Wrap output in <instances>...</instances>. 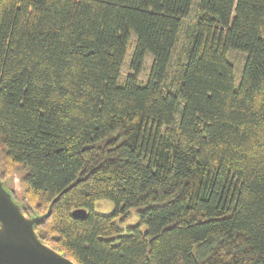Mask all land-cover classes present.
<instances>
[{"label": "trees", "instance_id": "obj_1", "mask_svg": "<svg viewBox=\"0 0 264 264\" xmlns=\"http://www.w3.org/2000/svg\"><path fill=\"white\" fill-rule=\"evenodd\" d=\"M0 179L77 264H264V0H0Z\"/></svg>", "mask_w": 264, "mask_h": 264}, {"label": "water", "instance_id": "obj_2", "mask_svg": "<svg viewBox=\"0 0 264 264\" xmlns=\"http://www.w3.org/2000/svg\"><path fill=\"white\" fill-rule=\"evenodd\" d=\"M55 197L45 213L27 216L0 179V264H77L43 242L35 231L51 213ZM74 213H84L76 209Z\"/></svg>", "mask_w": 264, "mask_h": 264}, {"label": "rangeland", "instance_id": "obj_3", "mask_svg": "<svg viewBox=\"0 0 264 264\" xmlns=\"http://www.w3.org/2000/svg\"><path fill=\"white\" fill-rule=\"evenodd\" d=\"M132 40H133V37H131V39L129 41L130 43L127 47V52H126V55H125V58L123 61V66L121 68V77H124V75H126L129 72L128 61H129L130 54L132 52ZM180 43L181 42H179L178 47H180ZM228 57L234 65L235 81H237L239 73H240L242 66H243L244 54L240 51H237V50H230V51H228ZM150 63H151V57H150V55H146L144 58V63H143L142 69L140 71L139 77L141 79H145L147 77L148 70L150 67ZM173 64H174V60H173ZM5 183L13 191L15 198H17V199L20 198L21 186L19 183L18 176L16 174H14L13 176H11L10 179L6 180ZM93 208L97 212L108 214L113 209V202L109 199H97L93 203ZM137 221H138L137 214H136L134 209H131L129 217L127 218V220L125 222H123L121 224L123 232H126L127 227L136 224Z\"/></svg>", "mask_w": 264, "mask_h": 264}]
</instances>
